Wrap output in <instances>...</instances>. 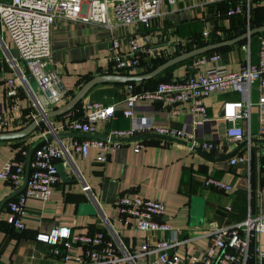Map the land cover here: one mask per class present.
Wrapping results in <instances>:
<instances>
[{"label": "crops", "instance_id": "obj_1", "mask_svg": "<svg viewBox=\"0 0 264 264\" xmlns=\"http://www.w3.org/2000/svg\"><path fill=\"white\" fill-rule=\"evenodd\" d=\"M237 0H176L170 3L162 0L160 14L151 27L143 24H119L113 27L93 21L58 17L52 26V57L48 69L57 70L61 75V87L69 101L91 78L107 72L110 65L109 54L114 40L121 51L129 49V40L136 36L141 45L140 56L150 66L161 63L199 47L203 42H217L246 32L250 27L264 24V0H253L250 14L227 16L223 13ZM208 31L207 36L203 32ZM4 38L8 41L6 34ZM9 43V41H8ZM220 54V62L229 70L236 71L250 58L259 60V34L230 46L216 49L206 54ZM199 56L179 62L153 79L128 84L102 83L92 89L84 100H98L105 104H115L116 114L107 121H100L94 133H82L63 128L65 122L79 116L77 110L52 117L48 124L41 123L27 137L0 140V170L12 158H25L23 151L29 152L38 141L49 140L64 151L63 163L68 173V181L61 178L53 190L50 200L29 198L28 210L35 216L26 220V226L18 230L8 222L10 200L15 199L27 186V169L15 185L0 178V247L2 264H59L63 263L53 253L54 245L41 240L40 234H49L54 229L67 227L72 234H93L104 232L107 239L121 243L130 249L144 243H154L166 235L160 231L140 230L132 224L120 220L116 199L122 194L141 196L161 201L165 204L166 220L181 229L184 242L176 247L183 256L196 255L201 259L212 241L210 232L218 226H233L244 221L251 210L264 219V134H260L261 105L251 107V116L239 124L245 129L246 137L241 141H229V123L222 117L223 105L229 100H240L235 90H215L206 99L207 118L202 124L195 120L202 118L191 113L188 104L178 105L179 113L149 99H140L135 123L154 120L156 123L175 128L194 130L199 141L215 140L220 148L216 150L192 149L187 140L168 139L147 135L142 136L146 146L135 151L137 139H123L108 153L106 161L98 157L102 152L91 146L87 156L72 150L74 139L105 138L116 128H129L133 119L123 115L126 98L133 92H141L155 87L158 82L180 78L188 73L200 76L206 68L218 62L209 60L203 64ZM23 71L26 66L22 64ZM17 78L18 109L11 110L6 96L8 81ZM264 96L257 84L251 89V97L258 101ZM0 104L2 116L8 126L0 132L16 131L29 125L32 113L39 109L49 111L51 95L39 89L35 81H21L19 72L4 61L0 64ZM183 108H186L183 110ZM149 135V134H148ZM40 142V143H41ZM246 157L244 161L231 163L234 157ZM28 155L26 156V160ZM208 176L217 177L231 183L229 191L206 188L204 180ZM61 177V176H60ZM110 179L114 186L106 187ZM91 184L93 193L83 191L84 182ZM106 189V191H105ZM116 190L113 203L102 199L104 192ZM62 250V240H60ZM264 247V233L258 235L251 244L247 264H263L257 250ZM84 245L74 243L68 248L72 254L82 253ZM163 264L158 251L142 252L136 264ZM63 264H75L69 260ZM117 264H129L119 260Z\"/></svg>", "mask_w": 264, "mask_h": 264}, {"label": "built area", "instance_id": "obj_2", "mask_svg": "<svg viewBox=\"0 0 264 264\" xmlns=\"http://www.w3.org/2000/svg\"><path fill=\"white\" fill-rule=\"evenodd\" d=\"M170 3L176 0H168ZM253 0H237L223 13L227 16L250 14ZM261 2L262 0H258ZM162 0H0V41L7 51L5 59L0 54V64L7 61L19 72L21 81L28 82V78L35 81L39 89L51 95V104L57 108L66 99L67 92L61 87V75L57 70L48 69L52 57V26L58 17L68 16L83 21H93L113 27L119 24H143L151 27L153 21L160 14ZM4 33L9 41L4 38ZM203 32V36L208 35ZM19 51V58H15L10 49ZM141 45L136 36L129 40V49L121 51L119 43L114 40L110 48V65L108 73L139 74L149 65L143 62L139 54ZM220 54H203L199 57L200 63L209 60L218 62L215 66L206 68L205 73L196 76L188 73L180 78L158 82L155 87L141 92L131 93L125 101L123 115L133 119L129 128H116L108 132L105 138L74 139L72 150L76 154L87 156L91 146L98 147L100 161L108 159V153L119 145L123 139H137L135 151L139 152L146 146L144 135H160L168 139L187 140L192 149L216 150L221 146L215 140L199 141L194 130L175 128L170 125L156 123L154 120H144L135 123L138 111V100L149 99L162 106L171 108L173 113H179L176 106L188 104L195 120L202 124L207 118L205 99L215 90H235L241 95L240 100H229L223 105L222 117L229 123L226 134L229 141H241L246 137L245 129L239 124L244 118L251 116V107L261 105L260 134H264V96L258 101L251 97L254 84L264 91V32L259 34V60L251 62L250 58L239 70L232 71L220 62ZM26 66L23 71L21 66ZM17 78H11L6 96L10 100L12 111L18 109ZM129 89L134 88L128 83ZM3 105L0 104V131L9 124L2 116ZM186 108H183L185 110ZM44 110V109H43ZM79 116L65 122L63 128L75 132L94 133L100 121H107L116 114L115 104H105L98 100H83L75 109ZM45 111V110H44ZM39 115L32 113L33 121ZM25 158H12L0 170V178L15 185L25 175L27 169ZM64 151L52 144L49 140L39 143L30 160V170L27 176V186L18 197L8 203L9 216L7 222L18 230L26 226V220L35 216L27 208L29 198L48 201L53 190L60 182L61 177L57 164L63 161ZM246 157H234L232 164L244 161ZM206 188L229 191L231 183L217 177L208 176L204 180ZM83 191L93 193L90 183L84 182ZM260 193L264 194V186ZM116 207L120 213V220L132 224L140 230L160 231L166 233L154 243H144L141 250L130 249L121 243L107 239L104 232L93 234H72L71 229L62 227L54 229L49 234H40L38 237L54 245L53 253L61 258L63 263L72 260L75 264H117L125 260L129 264H136V258L142 252L158 251L163 264H247L250 256V247L254 239L264 233V219L262 216L249 211L248 217L233 226L215 227L210 235L212 241L203 257L196 255L183 257L176 252V247L184 242L181 239V229L174 227L166 220L165 204L141 196L122 194L116 199ZM62 240L63 248L60 246ZM74 243L84 245L82 253L72 254L68 251ZM258 256L264 264V247L257 250ZM2 248L0 247V264ZM59 263V264H63ZM157 264V262H156Z\"/></svg>", "mask_w": 264, "mask_h": 264}, {"label": "water", "instance_id": "obj_3", "mask_svg": "<svg viewBox=\"0 0 264 264\" xmlns=\"http://www.w3.org/2000/svg\"><path fill=\"white\" fill-rule=\"evenodd\" d=\"M264 32V24L259 25L253 28H249L246 32L237 35L235 37L225 39L222 41H217L213 43H209L206 45H202L199 47H195L193 49H190L188 51H185L183 53H180L179 55L172 57L171 59H168L167 61L161 63L151 71H147L144 73L139 74H119V73H104L101 75H97L90 80H88L80 89L79 91L64 105L53 108L49 111H44L39 109V115L26 127L16 130V131H6V132H0V140H11V139H19L29 136L41 123L48 124L50 119L52 117L64 115L66 113H69L73 110H75L78 105L86 98V96L92 91L94 87H96L99 84L102 83H117V84H127L129 82H140L145 81L149 79H153L159 74H161L164 70L167 68L185 61L187 59L206 54L207 52L220 49L225 46H230L235 43L244 41V40H250L253 36L258 35L260 33ZM10 53L15 57L19 58V51L15 48L10 49ZM148 137H160V138H166L160 135H147ZM41 141L36 142L32 145L28 152V158H27V176L30 170V160L33 154V151L35 147L40 143ZM57 168L59 171V174L61 178L65 181H68V173L66 172V167L63 162H59L57 164ZM114 186V183L110 181V179L106 180V187ZM106 191V189H105ZM102 197L103 200H105L108 203H113L116 196V190L114 192H109V196L105 195Z\"/></svg>", "mask_w": 264, "mask_h": 264}, {"label": "trees", "instance_id": "obj_4", "mask_svg": "<svg viewBox=\"0 0 264 264\" xmlns=\"http://www.w3.org/2000/svg\"><path fill=\"white\" fill-rule=\"evenodd\" d=\"M206 44H209V42H203V43H200L199 45L202 46V45H206ZM148 65H149V66H148L145 70H143L142 73L147 72V71H151L152 69H154L155 67L158 66V65L150 66V63H148ZM140 82H142V81H140ZM129 83H133V84L135 83V84H136V83H139V82H129ZM127 84H128V83H127ZM79 105H80V104H79ZM79 105H78V106H79Z\"/></svg>", "mask_w": 264, "mask_h": 264}, {"label": "rangeland", "instance_id": "obj_5", "mask_svg": "<svg viewBox=\"0 0 264 264\" xmlns=\"http://www.w3.org/2000/svg\"><path fill=\"white\" fill-rule=\"evenodd\" d=\"M0 54L2 55V57L5 59V55L7 54L6 49L4 48L3 44L0 41ZM158 77V76H157Z\"/></svg>", "mask_w": 264, "mask_h": 264}]
</instances>
